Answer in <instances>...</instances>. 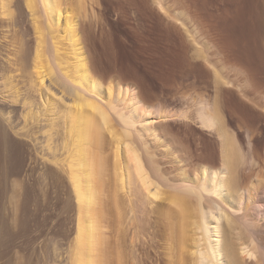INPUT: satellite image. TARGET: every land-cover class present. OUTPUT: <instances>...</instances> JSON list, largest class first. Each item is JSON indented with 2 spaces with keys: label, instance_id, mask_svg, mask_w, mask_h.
Here are the masks:
<instances>
[{
  "label": "bare ground",
  "instance_id": "bare-ground-1",
  "mask_svg": "<svg viewBox=\"0 0 264 264\" xmlns=\"http://www.w3.org/2000/svg\"><path fill=\"white\" fill-rule=\"evenodd\" d=\"M71 4L73 0H0V55L6 59L0 62V97L9 106L20 104L25 110L21 113L25 127L33 123L44 135V177L50 192L44 193L48 196L44 230L65 241L71 238L58 263L264 264V193L252 184L251 190L243 187L247 176L241 181L240 170L235 169L239 158L234 155L236 146L232 149L231 145L237 142H231L229 130L225 129L227 134L223 131L226 126H220L221 133L217 130L224 137L223 169L192 168L189 158L194 160L195 151H200L197 147L190 157L182 153L178 160L186 163L182 165L186 169L191 164V169L180 172V166H175L178 156L172 154L182 152L175 147L181 141L163 137V122L137 127L142 125L137 91L112 80L105 85L95 75L84 48L79 16L70 15L67 8ZM122 101H126L124 108L132 107L131 115L120 109ZM4 109L0 107V160L17 151L8 173L30 176L35 167L32 170L31 163L20 157L25 147L14 138L16 118ZM145 113L149 111L145 109ZM211 117L204 115L203 120L209 123ZM109 140L116 143L114 181ZM170 141L178 144L173 142V146ZM162 144L166 151L159 150ZM184 145L180 146L183 150ZM201 151L196 159L204 156ZM205 158L210 161L214 156L198 160ZM33 160L35 163L37 158ZM5 176V181L10 179ZM214 208L218 217L207 216ZM161 227L167 232L163 250L155 245L154 236L148 238L151 230ZM247 257L255 261L249 263Z\"/></svg>",
  "mask_w": 264,
  "mask_h": 264
},
{
  "label": "rangeland",
  "instance_id": "rangeland-1",
  "mask_svg": "<svg viewBox=\"0 0 264 264\" xmlns=\"http://www.w3.org/2000/svg\"><path fill=\"white\" fill-rule=\"evenodd\" d=\"M81 1L73 0L72 7L70 5L67 8L70 15L74 13L79 16L84 48L94 66V73L105 85L112 80L121 83L122 87L137 91L142 102L139 110L142 125L138 123L137 127L142 129L163 122L160 124L163 137L166 135L164 138L171 137L173 140L175 137L178 139L174 141H181V145L170 141L171 145H188L187 149L184 145V150L173 145L182 150L177 151L181 153L176 152L178 155L172 154V157L178 156L175 166L182 167H178L181 172L191 169V164L186 169L182 166L186 163L182 164L178 159L183 155L190 157L197 147L204 155L200 154L203 156L200 158L207 156L213 159L214 156V159H196L199 156L195 155L200 152L197 149V153L194 152L192 156L194 160L188 157L195 164L190 162L192 168L196 166L199 169L200 165H205L213 170L220 166L223 169L221 154H224L225 148L221 145L224 137L219 134V129L220 126H226L223 131L226 133L227 128L229 133L226 134H230L231 142H237V145L230 144L232 149L236 146L234 155L239 158L235 159L239 162L234 160L238 163L234 167L240 170L237 174H241V181L247 176L244 182L249 187L246 184L243 187L250 189L255 185L264 193V0ZM13 32L12 35L10 33L12 37ZM202 53H205L203 57L200 56ZM2 59L0 62L4 63L6 59ZM47 85L61 96L50 82ZM1 100L0 97L1 109L5 108L6 113L16 118L14 127L17 133L14 131L13 136L17 141H22L25 147L20 157L24 162L26 159L25 163H31L32 170L35 168L31 179L22 172L19 175L12 171L8 173L10 165L16 161L17 151L10 152L7 160H0V264H59L58 260L65 253L64 249L68 248L65 245H69L67 243H70L71 238L65 241L59 234H47L44 230V206L48 201L44 193L47 191V195L50 194L48 181L44 177V135L42 130L36 126L34 128L33 123V127L30 123L25 127L21 121L25 110L20 104L9 106L6 100ZM125 102H119L120 109L123 108L129 116L132 107L124 108ZM145 109L149 111L148 115ZM204 115H212L213 121L207 123L203 120ZM214 116H217L216 119ZM43 122L40 125L42 128ZM115 129L118 130V127ZM232 137H236V141ZM187 142L192 143L191 146ZM107 145V152L111 153L110 170L114 181L116 143L109 140ZM161 147L159 150H167L163 144ZM121 148L125 149V146ZM34 149L36 152L33 153ZM188 149L190 152L186 151ZM238 151L240 157H237ZM35 158L37 160L34 163ZM3 174L10 179L5 181ZM151 191L155 192L154 188ZM261 199L264 201V198ZM242 203L241 207L245 205V199ZM218 215L219 212L214 208L207 216ZM166 235V229L161 227L159 231L151 230L148 238L154 236L155 245L163 250ZM145 239L148 240L147 237ZM247 260L249 263L255 261L249 257Z\"/></svg>",
  "mask_w": 264,
  "mask_h": 264
}]
</instances>
